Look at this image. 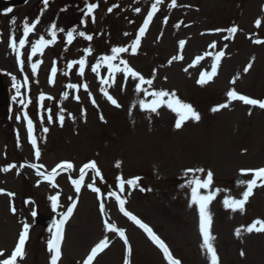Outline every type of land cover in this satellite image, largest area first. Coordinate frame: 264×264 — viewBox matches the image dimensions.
Here are the masks:
<instances>
[{
    "label": "rangeland",
    "instance_id": "374dc122",
    "mask_svg": "<svg viewBox=\"0 0 264 264\" xmlns=\"http://www.w3.org/2000/svg\"><path fill=\"white\" fill-rule=\"evenodd\" d=\"M86 1L99 5L94 12V22L91 16L84 14V8L88 4ZM38 2L39 0H33L27 8L14 11L15 21L23 24L27 20L31 23L40 17L42 12L30 19L25 17L27 12L35 10L33 7ZM77 3V8L74 6L68 10L75 13V23L69 27L64 22L57 24L55 45L51 44L48 50L31 56V43L40 36L51 39L50 26L56 23L55 18L43 16L28 37L29 46L21 50L24 70H27L25 75L32 92L37 94L39 89L46 86L45 77L57 65L60 75L55 90L62 94L65 91L71 92V89L64 90L63 82L66 80L70 83L87 82L91 86V96L97 103H90L89 97H86L80 103L84 108H77L74 107L77 102L71 94L67 98L59 96L62 106H59L56 113L53 111L51 123L45 122L41 126V141L47 147L45 158L38 162L33 159L26 143L21 115L16 112L12 121H7L6 125L0 122V189L15 194L14 197L0 194V251L4 252V257L0 259L11 254L17 241L19 226L28 220L34 204H26L27 200H35L39 211H47L52 219L59 217L74 201L73 194H70L73 187L69 177L61 178L56 183L58 187L37 186L33 177H40L43 182L47 180L30 169L28 171L27 166L23 165L26 162L43 164L45 168L41 171H47L58 160L67 159L68 156L75 158L77 163L83 161L82 154L88 151L86 158L98 157L104 173L111 180L116 178V184L119 185L118 177L121 176L125 180H129L130 176L140 178L135 190L125 184L123 193L119 189L117 191L125 197L129 209L127 211L144 216L188 264H210V261L201 247L197 205L190 206V193L187 200L182 201L175 193L176 187L172 183L187 182L192 176L191 173H186L187 169L211 170L214 176L210 190H220L209 206L213 218L211 232L216 237L213 243L220 257V264H264V233L249 234L242 231L240 238L235 236L237 228L243 229L256 219H264V189L256 191L249 198L244 212H233L223 205L225 197L239 199L246 190V186L232 185L239 171L264 164V111L243 107V102L234 101L227 107V112L221 115L219 111L211 110L216 106L212 102L216 104L223 100L228 83L232 89L250 98L264 97V46L252 42L251 37L261 26L264 28V0H177V8L170 10L173 18L168 14L169 25L155 22L143 47L137 51L138 55L125 57L133 68L144 73L142 75L146 79L155 74L153 85L144 86L149 91H175L183 102L192 104L199 114L203 113V122L190 119L183 124L187 126L184 131L175 128L179 117L166 106L161 107L158 114L140 108L139 100L152 98L137 92V81L132 78L127 80L118 76L111 87L103 85L109 94L119 99L121 105L119 110L110 109L100 91V75L91 71L101 56L110 54L112 47L129 46L131 28L136 26L144 11L141 0H77ZM114 5L118 7H113ZM110 7L113 8L112 12H108ZM137 8L140 9L139 12L136 11ZM184 8L190 11L183 10ZM257 19L261 20L259 28L255 25ZM11 21L9 19L2 25L0 22L4 30V33L0 31V67L9 78L12 75L17 78L20 66L9 44L13 33L17 41L22 38L23 26L16 29ZM177 24H180L178 28ZM233 26L238 28L234 37L230 36L225 40L224 37L229 36V33L219 32L223 39V45H220L226 57L214 85L197 89L192 78L197 77L200 70L210 69L214 61L209 59L208 65L199 62L188 67L190 60L193 62L194 57L202 55L207 46L214 42L205 37L199 38L198 32L217 27L229 29ZM60 28L65 31L59 32ZM73 28L77 33L83 31L92 35L93 40L88 41L74 34L73 42L66 43V33ZM193 33L197 39L194 36L190 39ZM181 40L187 41L183 50L179 47ZM63 46L69 48L67 60L60 58L58 54ZM89 47L92 49L90 55L84 51ZM179 55H183L182 60L168 63L172 56ZM82 58L87 61L83 76L79 75L78 63L72 67V71L67 67L70 61ZM33 61L42 62L39 75L28 71ZM249 63H252L250 72H244ZM103 67L104 65L101 66ZM185 68L188 70L184 71ZM236 77L239 79L232 85L231 81ZM105 78L110 77L105 75ZM223 103H228L225 98ZM68 106L70 111L67 114ZM61 109L65 117L62 127L58 120ZM94 111L101 113L96 114ZM101 114L103 121L100 119ZM75 126H80L79 135L74 132ZM44 127L49 129L46 135L42 133ZM118 161L122 162L121 167L113 168V163ZM10 164H15L16 167L4 172L2 169ZM196 175L203 179L206 173ZM111 185L114 187L113 182ZM141 188L145 191H141ZM109 192L113 190L106 186L100 194L84 193L78 196L77 207L68 221L67 239L62 253L65 261L61 264H82L91 248L105 236L110 241L109 247L97 256L93 264H124L126 247L118 243L115 233L106 231L103 221L107 219L119 228H127L129 221L117 210L113 200L107 198ZM206 192L207 190L202 189L203 194ZM57 193L59 206L54 211L52 207L50 209L49 197ZM101 200L105 204L104 213L99 209ZM13 204L16 208L15 215L10 212ZM29 224L32 236L28 251L18 264H50V253L45 248L49 232L32 226V222ZM132 232L136 231L131 230L134 242L130 264H164L144 236ZM134 235L137 236L136 239ZM242 250L243 256L240 255Z\"/></svg>",
    "mask_w": 264,
    "mask_h": 264
},
{
    "label": "snow or ice",
    "instance_id": "6c2138e0",
    "mask_svg": "<svg viewBox=\"0 0 264 264\" xmlns=\"http://www.w3.org/2000/svg\"><path fill=\"white\" fill-rule=\"evenodd\" d=\"M163 0H155V3L151 6V11L147 14L142 26L138 30V34L131 45L129 46H117L112 47L110 50V54L103 55L99 58V61L91 68V71L94 73H97L99 75L100 68L102 65L106 66V68L109 71V77L110 78H101V88L100 91L102 94L106 97V99L111 102L112 105L116 106L117 108L121 107V105L118 103L117 99H115L103 85H107L109 87L112 86V84L115 83V74L122 73L123 77L125 79L132 78L133 80L137 81L136 84V90L137 92L144 93L145 97H151V100L148 99H141L139 100V106L142 110L151 112V113H157L158 110L166 106L168 109L173 111L178 115V119L175 123V128L180 129L183 124L188 120H194L199 121L201 119L200 114L194 109V107L190 103L183 102L176 94L175 91H167V90H152L149 91L148 88L144 87V85L152 86L155 74L153 73L152 78L146 79L139 71L135 70L133 67L130 66L128 60L122 58V54L124 53H131L136 54L138 48L141 45V38H143L146 34V31L149 28L150 23L153 20L154 15L157 11H159V6ZM42 4L44 8L46 9L49 6V0H42ZM177 6V0H171V4L169 7H176ZM98 3H88L86 5V11L85 16H91L93 19V22L95 21L94 16V10L98 8ZM113 7H118V5H114ZM8 12H11L12 9H7ZM113 8H109L108 12H112ZM137 12L140 11L139 8L136 9ZM86 23V21H83ZM13 25H15V19L11 21ZM40 23L39 17L36 18L34 21L29 23L27 20L23 23V34L22 38H20L18 41L13 33V35L10 37V48L12 49L13 53H15L19 66L20 71H24V60L22 59V49L25 48L26 44L29 42L28 37L29 35L34 32L36 29V26ZM165 23H167V20L165 19ZM180 23H183L182 21ZM255 25L257 28L261 26V20L257 19L255 21ZM180 24H177L176 27L178 28ZM59 32H64L65 30L63 28H60L58 30ZM215 32H222L227 31L229 33V36H225L224 39L227 40L231 37H234V34L237 33L238 28L237 26H233L229 29H215ZM79 35L80 37L85 38L88 41L93 40V36L90 34H86L83 31H80L77 33V30L75 28L67 31L66 37H67V43L71 44L75 38V35ZM50 35L51 39H46L44 36H40L39 39H36L34 42L31 43V56H36L37 53H43L44 49L53 44L57 37V25L55 23L51 24L50 26ZM125 35H128V33H125ZM254 43L260 44L264 43L262 40H254ZM186 41L181 40L179 42V47L181 50H183L185 46ZM211 48H215L216 44L213 42L210 45ZM226 47V45H225ZM88 55L92 53L91 47L86 48L84 50ZM205 55H211V53H206ZM225 55V52L223 50L218 51L214 54V63L212 64L211 71H204L201 73L199 80L197 81L200 85H205L213 80V78L217 75V69L220 64L221 58ZM31 56L29 57V60H31ZM182 60L183 55L179 56H172L171 59L168 61L169 64H171L173 61L176 60ZM202 59H204L203 56H197L192 64H190L188 67H193L195 64H198ZM254 59V58H253ZM86 58H82L79 61H73L67 65L69 69H71L75 64L78 63L79 65V75L83 76L86 66ZM40 67V62L31 63V71L33 74L37 73V70ZM252 63H249L245 68L244 72H247L251 69ZM188 69L185 68L184 71H187ZM57 69L55 67L51 70V77L53 78L50 80V82H54V78L56 76ZM11 75V74H9ZM12 82L13 87L16 89V96L13 97L15 100L17 97H22L21 88L27 86L29 84V80L27 76H24L23 83H21L19 80H17L16 76L12 75ZM166 79V78H165ZM236 79H239V77L234 78L231 83L235 84ZM69 89H79L81 85L77 84H68L66 85ZM82 87L85 89V91L88 90V85L85 83L82 85ZM64 97L67 98L68 92H65ZM91 97V93H89ZM228 97V103L219 104L215 107H213L211 110L213 112L219 111L223 108H227L229 106V103L232 101H242L246 105L250 106H258L260 109H264V100L260 99H254L250 98L247 95H243L237 92L234 88L227 92ZM167 98V99H166ZM40 101L45 100V96L41 95L39 97ZM51 99V97H49ZM75 99L79 100L80 97L77 95ZM92 103L95 105L96 101L95 98L92 97ZM30 102V101H29ZM19 103L21 105H26L25 99L21 98L19 100ZM49 115L47 117L48 122L51 123L53 121V117L51 115V109H48ZM63 109H61V114L58 117L59 124L62 127L64 124V115ZM86 115V112L84 113ZM251 114V112H249ZM25 119L27 120V133L30 144L34 148V155L36 160L38 161L41 157V150L38 146V139L35 134V124L33 120L28 117L27 112L24 113ZM19 119V117H18ZM74 119V118H73ZM100 119L103 121L104 117L101 114ZM106 122V121H105ZM41 123H43V116H41ZM43 133H47L49 129L47 127H44L42 129ZM17 139L19 140V134H17ZM122 162L118 161L116 163V167H121ZM30 167L32 169L36 170V174L38 176L43 177L45 180L49 181L53 187H58V185L55 184V177L59 175L58 169L60 172L68 171L74 168L73 163L68 161H62L59 164H57L54 168L51 169L50 172L41 171V169H44L45 166L43 164H37V163H31L27 165H23ZM15 164H10L6 167H4L2 170L4 172H8L11 169L15 168ZM85 169L93 170L97 176H101L100 169L97 166L96 161H90L88 163H85L81 169H80V176L78 179H72V184L75 188V192L77 194L80 193L81 187L84 181V177L86 175ZM242 176H247L251 174V179H241L239 181L240 185H246V190L243 192L242 197L239 199L233 198V197H225L223 200V205L226 209H230L233 212L245 211V205L249 201V198L253 195L254 188L264 186V167H260L257 169H241L240 170ZM186 173H191L192 176L187 181V186L190 188V206L197 205L198 206V215H199V231L202 235V244L201 247L205 250L206 254L208 255L210 264H220V257L217 253V250L214 246L213 241L216 239V237L211 232V227L213 223L212 214L209 211V206L211 202L216 198V195L219 193V189H216L215 191L210 190L211 186L213 184V172L211 170H205L204 168H190L186 170ZM197 173L205 174V177L203 179L200 178V176L196 175ZM19 174V173H17ZM71 179V177H70ZM101 179L103 177L101 176ZM140 178L136 177L133 179L125 180L122 176L118 177L119 180V192L123 193L125 190V184L130 185L131 187L135 188L137 187V182ZM88 187L95 193L100 194L101 190L98 187H94L92 184H89ZM207 190L206 194H203L201 190ZM141 191H145V189L141 188ZM150 190V189H149ZM0 194H6L9 197H14L15 194L12 192H6L4 189H0ZM109 196L115 197V199L119 203V209L124 214V216L128 217L131 221H133L139 228H141L147 236L150 238V240L162 251L164 258L167 261V264H182L181 260L178 258H175L173 253L171 252L169 246L166 244V242L161 239L160 236H158L153 229L146 223H144L141 219H139L136 215H134L132 212L127 211L125 209L126 200L121 198V196L116 192H109ZM49 199L52 202V208L55 211L59 206V193L56 195L50 196ZM71 199V198H69ZM26 204H34V201L28 200L25 202ZM78 203V196L77 198L67 207V210L63 213L59 214V219H57L54 223L52 228L49 229V232L52 233L50 239L47 242V250L50 253V264H59L61 258H62V243L64 240V231H65V225L69 221V219L73 216L74 210L77 207ZM99 209L101 213H104L105 211V204L103 203V200H101L99 204ZM10 210L13 214L16 213V208L14 204L10 207ZM32 217H36L37 212L35 209L31 212ZM104 227L107 232L110 233H116L120 238H122L123 243L126 247V257L124 264H130V257L132 254V247L129 243V240L126 236V232L122 228H117L116 225L110 223L107 219L103 221ZM31 225L27 222L22 223V230L19 233L18 241L12 250L11 254L8 255L6 258L0 259V264H18L19 261H22L26 257V244L29 240V233H30ZM242 231H246L247 233L251 234L253 232L255 233H264V219H256L254 220L250 225L247 227L241 229L237 228L235 231V236L237 238H240L242 235ZM110 241L107 236H105L103 239H101L98 243L93 246L89 252V254L86 256V258L83 261V264H93L94 260L97 258V256L102 253L106 248L109 247ZM241 256L244 255L243 250L240 253ZM0 257H4V252L0 251Z\"/></svg>",
    "mask_w": 264,
    "mask_h": 264
}]
</instances>
